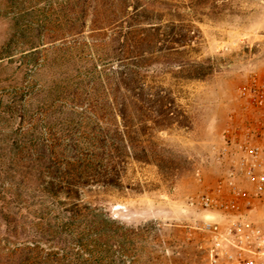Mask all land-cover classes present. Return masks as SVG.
Masks as SVG:
<instances>
[{
  "label": "rangeland",
  "instance_id": "1",
  "mask_svg": "<svg viewBox=\"0 0 264 264\" xmlns=\"http://www.w3.org/2000/svg\"><path fill=\"white\" fill-rule=\"evenodd\" d=\"M262 72L264 0H0V264H208Z\"/></svg>",
  "mask_w": 264,
  "mask_h": 264
},
{
  "label": "built area",
  "instance_id": "2",
  "mask_svg": "<svg viewBox=\"0 0 264 264\" xmlns=\"http://www.w3.org/2000/svg\"><path fill=\"white\" fill-rule=\"evenodd\" d=\"M240 97L264 111V72L248 77ZM219 156L229 164L226 176L192 201L204 213L208 264H264V223L252 219L264 202V145L229 137Z\"/></svg>",
  "mask_w": 264,
  "mask_h": 264
}]
</instances>
